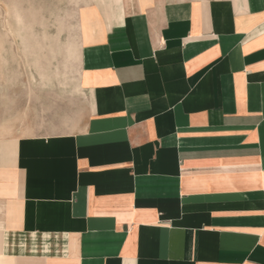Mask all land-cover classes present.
Here are the masks:
<instances>
[{"label":"crops","instance_id":"0c3cea01","mask_svg":"<svg viewBox=\"0 0 264 264\" xmlns=\"http://www.w3.org/2000/svg\"><path fill=\"white\" fill-rule=\"evenodd\" d=\"M105 2L79 126L0 140L7 264H264V0Z\"/></svg>","mask_w":264,"mask_h":264},{"label":"rangeland","instance_id":"374dc122","mask_svg":"<svg viewBox=\"0 0 264 264\" xmlns=\"http://www.w3.org/2000/svg\"><path fill=\"white\" fill-rule=\"evenodd\" d=\"M91 3L0 0V140L69 133L86 116L77 54L79 11ZM105 4L135 9L138 0Z\"/></svg>","mask_w":264,"mask_h":264},{"label":"bare ground","instance_id":"6f19581e","mask_svg":"<svg viewBox=\"0 0 264 264\" xmlns=\"http://www.w3.org/2000/svg\"><path fill=\"white\" fill-rule=\"evenodd\" d=\"M79 53L77 54V58H79ZM1 225H2V223H1ZM1 225H0V230L2 229V227L4 226H2L1 227ZM7 233V232H6ZM2 234L0 233V264H7V261L8 262H10L11 260L10 259H7L4 255H3V253H1V247H2ZM8 249V248H7ZM11 249V248H10ZM5 251V250H4ZM7 251H9V250H7Z\"/></svg>","mask_w":264,"mask_h":264}]
</instances>
